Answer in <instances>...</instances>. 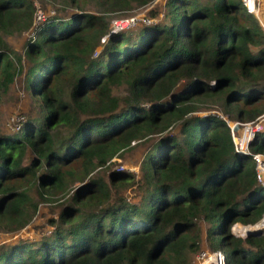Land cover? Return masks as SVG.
<instances>
[{"label": "trees", "instance_id": "1", "mask_svg": "<svg viewBox=\"0 0 264 264\" xmlns=\"http://www.w3.org/2000/svg\"><path fill=\"white\" fill-rule=\"evenodd\" d=\"M42 1L56 13L45 6L35 23L34 0H0V100L24 74L35 108L0 134V230L40 206L57 213L49 234L0 244V264H192L202 241L225 264H264V229L231 231L264 215L250 155L264 153V126L245 154L227 123L264 113L254 13L242 0H164L162 20L153 8L111 31L155 0ZM15 33L23 52L6 39ZM140 143L139 174L118 167Z\"/></svg>", "mask_w": 264, "mask_h": 264}, {"label": "rangeland", "instance_id": "2", "mask_svg": "<svg viewBox=\"0 0 264 264\" xmlns=\"http://www.w3.org/2000/svg\"><path fill=\"white\" fill-rule=\"evenodd\" d=\"M163 1L164 0H155L146 7L136 9L132 14H136L140 17L144 15L150 16L149 10L155 8L158 11L157 13L158 15L154 17L155 20L157 21L162 20L163 18L162 11L164 9ZM34 3L36 6V10H41L43 12L44 7L46 6L45 10L48 11L50 14L56 13V7H54L49 2L45 3L42 0H34ZM89 8L93 9L94 7L93 5H89ZM25 37H26V33H22V34L15 33L13 35H7L6 39L9 41L12 47H14L16 50L20 52H23ZM103 40H105L104 37L102 41ZM23 79H24V74L18 75L14 83L11 85L10 89L8 90V92L4 95H1L0 134L2 132H5L6 134L15 132L13 131L10 125L11 118L15 116H20L24 118L25 114L27 113L30 114L32 112H35V108L33 107L34 105L33 100L31 99L27 91H25L24 89ZM217 114L219 116L223 115L221 111H219V113ZM257 122L258 123L255 126L257 129H260L262 127V124L264 126V113L257 120ZM145 150H146L145 145L141 144L139 147L135 148L133 151L128 152L125 155L124 160L117 158V159H114L113 161L121 169H124V170L126 169L129 171H133L136 174H139V166H140V162L143 158V154ZM98 170H101V169H98ZM124 193L127 194L128 197L133 201L139 200V193L136 188H133V189L128 188L125 190ZM53 206H46V205L40 206L39 211L36 213L32 221L28 225H26L25 227H23L22 229L18 231L2 232L0 230V244H9L18 239H30L31 241H33L34 239H39L43 235L49 234V231L51 230L52 227L49 225L48 219L53 218V217L55 218L56 213H57V210H54L51 208ZM235 224H239L240 227H245V228L247 227L246 225H243L241 223H235ZM233 225H232L233 230L236 232L237 229ZM245 228L244 230L246 231ZM245 231H242V232L245 233ZM204 251L213 255V253L209 251L206 245V242L202 241L201 249L198 251V253H196L193 256L192 264H216L217 260L215 259L214 256L210 255V257L207 259L202 258V254L204 253Z\"/></svg>", "mask_w": 264, "mask_h": 264}, {"label": "built area", "instance_id": "3", "mask_svg": "<svg viewBox=\"0 0 264 264\" xmlns=\"http://www.w3.org/2000/svg\"><path fill=\"white\" fill-rule=\"evenodd\" d=\"M263 0H242L243 5L245 6L246 10L250 13H254V15L258 18L260 21L262 27L264 28V17L261 15L260 10L262 6ZM45 18L44 12L41 10H36L35 13V23H39ZM149 21V19L145 18L144 16L140 17L136 14L124 16V17H116L111 20V31L123 29L127 27L137 25L138 21ZM23 117L15 116L11 118L10 125L13 129V131H19L21 129ZM228 126L230 128V132L235 144V149L237 152L250 154L249 153V144L251 143L252 139L255 137V132L258 130L255 126L258 122L255 124L251 122H229L227 121ZM251 155V161L254 167L255 177L257 183L264 188V153L257 152L252 153ZM264 215L262 219L255 223L261 225V229H264ZM237 224L233 225L236 226ZM232 233L237 237H244V235H241L238 231H234L233 227L231 228ZM208 252H205L202 254L203 259H207L208 256H210ZM213 255L216 257V260L219 262V264H225L224 262V255L218 251L214 252Z\"/></svg>", "mask_w": 264, "mask_h": 264}, {"label": "bare ground", "instance_id": "4", "mask_svg": "<svg viewBox=\"0 0 264 264\" xmlns=\"http://www.w3.org/2000/svg\"><path fill=\"white\" fill-rule=\"evenodd\" d=\"M264 223V222H263ZM249 226V225H248ZM236 229H237V231L241 234V235H245V233H243L242 231H245L244 230V228L245 227H240L239 226V224H237L236 226ZM261 227V225L260 224H256V225H252V226H250V227H246L245 229L247 230V229H258V228H260ZM246 232V231H245ZM211 256H214V255H211ZM210 256H208V258H209ZM215 257V256H214ZM215 259H216V257H215ZM216 264H219V262L218 261H216Z\"/></svg>", "mask_w": 264, "mask_h": 264}, {"label": "water", "instance_id": "5", "mask_svg": "<svg viewBox=\"0 0 264 264\" xmlns=\"http://www.w3.org/2000/svg\"><path fill=\"white\" fill-rule=\"evenodd\" d=\"M248 225L252 226V224H248ZM248 225H246V226H248ZM261 232H262L261 228H258V229H250L249 228L246 230L244 237L249 236V235H257V234H260Z\"/></svg>", "mask_w": 264, "mask_h": 264}]
</instances>
